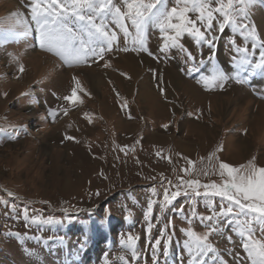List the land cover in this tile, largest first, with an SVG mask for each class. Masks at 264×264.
Masks as SVG:
<instances>
[{
    "label": "rangeland",
    "instance_id": "1",
    "mask_svg": "<svg viewBox=\"0 0 264 264\" xmlns=\"http://www.w3.org/2000/svg\"><path fill=\"white\" fill-rule=\"evenodd\" d=\"M31 2L0 0V264H191L182 229L209 232L205 224L212 222L202 223L191 212L212 214L210 201L182 194L163 211L160 201L165 188L175 190L178 176L195 178L183 171L191 167L189 159L197 169L209 167L208 157L216 152L233 166L253 157L264 166V123H252L263 109L264 73L245 74L244 83L232 79L211 90L198 83L213 66L235 76L236 46L251 49V42L231 26L214 33L211 48L185 36L182 43L195 57L191 60L176 49L161 53V33L149 25L145 47L152 55L133 44L134 37L120 34L119 47L103 58L68 67L39 47L34 22L26 37L9 36L14 13L30 21ZM241 22L264 38V0ZM32 59L44 67L35 68ZM200 61L199 72L186 71ZM161 70L194 85L202 96L179 84L166 85ZM73 76L84 89L75 103L63 100L71 95ZM97 77L100 82L89 80ZM51 109L59 112L54 121ZM238 138L247 139V149L237 147ZM198 178L222 180L212 174ZM213 201L216 211L228 206L219 198ZM253 227L254 238L264 239L259 225ZM219 228L209 235L216 254L204 257L206 264H251L244 238L236 232L237 219L220 217ZM129 235L137 238L139 259L125 243Z\"/></svg>",
    "mask_w": 264,
    "mask_h": 264
},
{
    "label": "snow or ice",
    "instance_id": "2",
    "mask_svg": "<svg viewBox=\"0 0 264 264\" xmlns=\"http://www.w3.org/2000/svg\"><path fill=\"white\" fill-rule=\"evenodd\" d=\"M258 0H174L175 6L169 8V0H32L30 5V21L19 13L15 25L8 30L13 38L26 37L33 30L38 34L39 47L56 55L68 67L86 64L89 58H103L106 52H111L114 47H119L120 34L124 37H134L133 44H139L141 51H148L145 43L149 25L159 30L163 41L160 52L167 55L170 50L176 49L186 53V56L195 60L191 51L182 43L185 36L192 38L197 44H207L210 48L215 46V32L223 33L231 26L239 31L245 41L251 42L248 46H236L235 51L239 58L235 60L233 68L235 76L226 72L222 67L213 66L211 75H203L198 83L202 82L206 89L212 87L223 88L224 84L232 79L244 83L245 74L255 75L259 70L264 73V38L258 31L241 21L246 19L252 6ZM216 6H213V5ZM195 14V18L192 15ZM110 25L114 27H110ZM19 27L21 30L17 31ZM203 29V30H202ZM134 30V32L132 31ZM4 40L0 39V44ZM236 45V40H232ZM127 51L125 47L123 49ZM259 56V60L255 56ZM212 57H209L211 60ZM200 61L194 68L186 69L188 73L199 72ZM107 67V65H105ZM24 66L20 64L19 71L23 72ZM74 87L71 95L63 100L75 103L80 98L78 90L84 91L78 77L73 76ZM4 95H7L6 93ZM82 103V101H80ZM67 115L68 109H60ZM59 114L57 109L49 110V115L54 121ZM87 115V114H86ZM165 128L168 125H164ZM0 131H4L0 128ZM12 138H15L13 136ZM69 140L75 137L67 136ZM222 151V148L220 149ZM159 154V153H158ZM170 159V158H169ZM203 160V158H202ZM216 160L213 164L212 161ZM190 168L183 171L187 176L195 178L185 179L177 177L175 190L164 189L163 200L160 201V211L171 205L182 194H191L194 197L208 198L212 214L199 215L195 208L192 217L207 223L209 232L197 234L192 228L182 229L188 239L185 248L191 257V264H206L203 259L209 253L216 254V249L209 241L211 232H218L219 218L232 216L237 219L236 232L244 238L242 247L247 253L251 264H264V239L254 238V224L259 225V231L264 234V166H258L255 157L245 164L233 166L219 160L216 152L208 157L209 167L196 168V162L188 160ZM209 174L218 175L221 182H202L198 177ZM170 185L171 181L168 182ZM99 193H97L98 195ZM155 195V189H153ZM213 198L227 201L228 206L216 211ZM152 201L148 205L147 216L153 214ZM183 214V210H180ZM27 219V209H25ZM191 223V220H189ZM151 231V224H149ZM136 237L128 236L125 242L132 250L134 259H139L135 251ZM169 242L171 237H168ZM160 239L155 245L159 247ZM221 264H227L222 261Z\"/></svg>",
    "mask_w": 264,
    "mask_h": 264
},
{
    "label": "bare ground",
    "instance_id": "3",
    "mask_svg": "<svg viewBox=\"0 0 264 264\" xmlns=\"http://www.w3.org/2000/svg\"><path fill=\"white\" fill-rule=\"evenodd\" d=\"M13 4V1H11ZM8 6V5H7ZM38 55V54H35V56ZM30 56V54L28 55ZM32 56L34 57V54H32ZM41 56V55H40ZM32 57V58H33ZM31 58V56H30ZM38 58V57H37ZM36 59V58H35ZM35 59L32 61L33 63H30L31 65H34L35 68L39 69V68H42L43 64L40 63L38 64V62L36 63ZM31 60V59H30ZM29 60V61H30ZM28 61V62H29ZM133 61V60H132ZM31 62V61H30ZM48 62V61H47ZM128 63V62H127ZM134 63V62H132ZM47 64V63H45ZM30 65V66H31ZM32 67V66H31ZM44 67V66H43ZM129 67H135L134 64H130ZM68 73V72H67ZM160 78L164 81V83L166 85H174L175 87H177V84H179L180 87L182 88H188V90L193 94L195 95L196 97H199V95H201L200 91L194 86V85H190L189 83H187L186 81H183V80H180L177 76H174L172 75L169 71L167 70H161L160 71ZM90 81L92 82H100L99 78H92V79H89ZM178 88V87H177ZM147 90H150V86H148V89ZM202 96V95H201ZM238 101V100H236ZM247 103V102H246ZM260 106H262V110L258 109L256 111V114L254 115V117L252 118V123L253 124H256V122H260L261 123H264V104H261ZM255 120V121H254ZM247 139H243V138H238L237 139V147H241V148H244V149H247L248 148V142L246 141Z\"/></svg>",
    "mask_w": 264,
    "mask_h": 264
}]
</instances>
